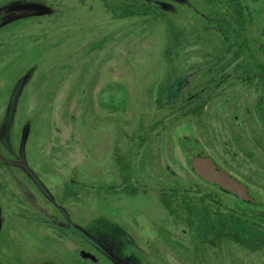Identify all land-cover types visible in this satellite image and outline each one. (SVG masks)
I'll return each instance as SVG.
<instances>
[{"label": "rangeland", "instance_id": "obj_1", "mask_svg": "<svg viewBox=\"0 0 264 264\" xmlns=\"http://www.w3.org/2000/svg\"><path fill=\"white\" fill-rule=\"evenodd\" d=\"M153 2L183 35L171 64L162 21L118 17L101 0H0V264H264V247L226 241L195 255L186 230H169L157 192L194 178L183 138L223 162L235 126L223 123L219 107L200 120L179 114L176 123L155 107L165 72L181 73L178 93L189 99L203 64L221 48L191 0ZM244 2L259 28L264 0ZM241 92L234 87L225 108L238 104L242 120ZM164 118L162 132L156 122ZM117 151L130 157L135 177L126 184L145 190L118 189ZM241 161L244 172L253 170ZM65 184L70 199L63 202ZM75 240L107 259L85 262Z\"/></svg>", "mask_w": 264, "mask_h": 264}, {"label": "trees", "instance_id": "obj_2", "mask_svg": "<svg viewBox=\"0 0 264 264\" xmlns=\"http://www.w3.org/2000/svg\"><path fill=\"white\" fill-rule=\"evenodd\" d=\"M153 1L101 0L105 8L118 17L143 16L165 23L170 40L164 54L167 62L171 64L173 56L181 52L179 47L183 35L178 25ZM191 1L197 7L200 26L203 29H212L220 40V53H216L213 60L204 66L208 75L202 85H220L218 83L226 71L227 60L224 55L227 52L231 53L232 60H236L233 70L251 73L247 77L253 82L259 78L264 79V59L259 58V55L264 56V25L261 29L262 36L256 35L252 29L255 24L254 14L244 0ZM259 72L261 75H258ZM207 102L204 99L196 108H187L184 113L200 116L206 111L204 105ZM126 182L127 180L124 181V189L127 192L138 191L136 185L129 187ZM223 197L218 190L198 180L163 191L160 195L163 204L171 213L176 214L177 211L182 216L183 224L201 244L207 242L215 248L223 242L234 241L250 249L264 247V222L260 224L257 221L260 217L264 220V211L260 212L254 206L243 208L240 205H232L228 209L230 204ZM175 201L179 210L174 208Z\"/></svg>", "mask_w": 264, "mask_h": 264}, {"label": "flooded vegetation", "instance_id": "obj_3", "mask_svg": "<svg viewBox=\"0 0 264 264\" xmlns=\"http://www.w3.org/2000/svg\"><path fill=\"white\" fill-rule=\"evenodd\" d=\"M264 25V22L259 28H256V25L254 24L253 30L256 35L261 34V29ZM178 55L173 56L177 57ZM231 53L227 52L224 55V59L227 60L226 65V71H224V77L221 81H219V86H215L214 83L212 84H204V79L208 75V73L205 71L204 66L206 63L211 62L213 59L208 60L205 64H203L204 69V76L201 78L199 82H197L189 92V95L191 98L189 99H182L179 96L178 93V84H179V78L181 73L177 74L176 71H167L165 72V80L163 83H160L157 91H156V98L154 100L155 107L160 110H168L169 115L173 116L174 121L171 123H176L179 120L178 115H183L185 118L187 117H197L199 120L203 117V115L207 114L211 108L219 107L222 113V119L223 123L225 125L229 126H235V133H231L230 130H228V137L230 138V141H225V146L227 150L225 151V155L223 158V162H221L217 157H215L213 154L203 150L200 148L198 142H196L195 138H192L190 136H187L183 138V144L182 145V152L184 153V156L187 160V165L189 170L191 171L192 175L194 176L193 180L201 181L204 185L210 186L211 188L218 190L220 193H222L227 201H229L228 209L231 208L232 205H240L243 208H246L248 206H254L256 209L261 211H264V79L259 78L258 80L250 81L248 80V74L245 71L243 72H236L233 70L235 67L236 60H232ZM242 58V57H240ZM260 59H264L263 55H259ZM258 75H261L259 72ZM264 75V73H263ZM261 77V76H260ZM167 85V86H166ZM241 87L242 92L239 93V96H241V113L243 117L245 118L246 123L249 126V132L246 133V129L244 127H241L240 119L241 115L237 113V106L238 104H234V108H232L231 111L226 110V104L232 97V94L230 92L234 89V87ZM204 99H207L208 102L206 105H204L206 111L201 114L200 116L195 114H185V110L187 108H196L200 104L201 101ZM169 118V117H168ZM168 118L157 120L156 125H161V131L168 130L169 124L165 121ZM244 121V120H243ZM248 128V127H246ZM140 136V135H139ZM137 136V137H139ZM239 143H234V142ZM239 144L240 146H236ZM237 147V150L235 149ZM235 149V150H233ZM202 154V155H209L213 158V160L216 162L217 165L222 167L224 170H226L230 175L235 177L240 182L244 183L247 187L248 193L256 200V202L252 203L250 201L241 200L233 193L223 190L220 187H218L216 184L208 183L207 181H204L199 176H197L193 171L192 168L189 165V162L191 158L194 155ZM238 157V158H237ZM124 158H126L127 163H125ZM241 158V159H240ZM236 159L239 160V162L236 161ZM241 160L249 161L250 164H253V168L250 167V172H244L241 166ZM1 161V160H0ZM115 161L118 163V166L121 171V181L118 184V189L121 190V186L124 185V181H129L131 177L134 176V174L130 170V157L126 155L118 154V151L116 152ZM244 167V166H243ZM255 170V171H254ZM254 171V174L252 173ZM171 176V175H170ZM135 177V176H134ZM173 177V176H172ZM175 181H178L176 178H174ZM137 184L141 186L142 188H138V191L145 190L144 186L140 185L138 182ZM186 183L177 184L176 182L174 184L161 186L160 189L157 192L158 201L160 202V207H162L170 220V223L172 225V228L169 227L170 232H174L176 228H180L181 231H185L190 235L191 242H192V248L191 251L193 254L196 255L197 250L202 246H211L209 243L201 244L198 240H196L190 231L188 230V227L183 224L182 216L177 213H171L166 207V205L163 204L160 195L163 191L171 190L174 187H181ZM124 187V186H123ZM137 191V192H138ZM67 193V194H66ZM70 188L68 185L63 186L62 191V201L66 202L70 199ZM174 208L175 210H179L177 207V201L174 202ZM257 221L262 224L264 222L263 218H257ZM77 235L81 237L82 242L85 244L86 242H89L90 239L82 234L80 231H76ZM171 236V235H170ZM173 237V235L171 236ZM119 238L116 237L115 241L118 244ZM81 241L75 240V243H77L76 252L77 254L82 257V259L86 262L92 260H96V262L101 261V259L106 260L103 256H99L96 252H93L89 248L83 247L80 244ZM99 244V242L97 241ZM96 243V247H97ZM175 243H178L175 241ZM130 248H132L130 246ZM99 251L101 249L97 248ZM118 251H120L119 247L117 248ZM127 251L129 253L128 249H125V247H122V250L120 251L121 254H127ZM131 251V250H130ZM132 251L139 253L140 250L133 247ZM103 253V251L101 252ZM119 253V252H118ZM91 255H94L92 257ZM98 257H97V256ZM94 258V259H93ZM153 264H160L158 262L153 261ZM99 263V262H98ZM95 264V263H94ZM151 264V263H146Z\"/></svg>", "mask_w": 264, "mask_h": 264}, {"label": "water", "instance_id": "obj_4", "mask_svg": "<svg viewBox=\"0 0 264 264\" xmlns=\"http://www.w3.org/2000/svg\"><path fill=\"white\" fill-rule=\"evenodd\" d=\"M189 165L192 171L204 181L216 184L221 189L233 193L241 200L252 203L256 202L248 193L246 185L217 165L211 156L202 154L194 155Z\"/></svg>", "mask_w": 264, "mask_h": 264}]
</instances>
